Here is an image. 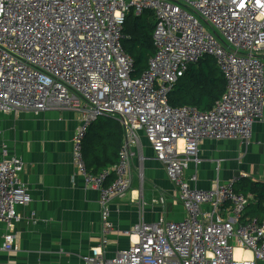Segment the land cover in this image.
<instances>
[{
	"label": "built area",
	"instance_id": "built-area-1",
	"mask_svg": "<svg viewBox=\"0 0 264 264\" xmlns=\"http://www.w3.org/2000/svg\"><path fill=\"white\" fill-rule=\"evenodd\" d=\"M131 11L151 12L155 24L156 53L140 78L132 77L134 59L123 46ZM262 55L264 0H0V111L80 114L73 162L86 187L99 193L101 208V240L86 264H238L237 248L239 264H264V218L246 217L251 196L236 192L238 178L202 190L196 173L187 176L189 163H200L204 141L251 142L255 122L264 118ZM205 56L216 59L226 79L221 100L206 112L171 107L173 87ZM103 116L121 124L125 143L116 165L94 173L84 141ZM139 131L177 184L187 215L136 224L130 248L109 258L111 204L130 192V146L139 144ZM25 170L21 157L0 147V222L10 230L3 244L8 253L19 251L11 233L23 219L16 208L31 202ZM155 203L163 206L165 197Z\"/></svg>",
	"mask_w": 264,
	"mask_h": 264
},
{
	"label": "crops",
	"instance_id": "crops-1",
	"mask_svg": "<svg viewBox=\"0 0 264 264\" xmlns=\"http://www.w3.org/2000/svg\"><path fill=\"white\" fill-rule=\"evenodd\" d=\"M79 121L80 114L71 109L40 114L0 111V147L9 157L25 161L22 179L31 195L27 206L16 208L23 218L11 230L17 235L18 252L3 250L4 236L10 230L0 222V264H86L85 256L99 244L100 196L86 187L73 162ZM114 124L122 127L108 116L95 122L84 143L86 151L98 149L99 134ZM139 136V144L130 146L134 153L130 192L111 204L114 232L106 249L109 258L130 248L136 237L129 232L136 224H156L161 218L181 221L187 215L177 184L168 178L165 165L156 160L144 132L139 131ZM199 158L198 165L189 163L187 176L196 173L197 187L202 190L233 178H238L236 187L244 180L264 183V118L255 122L249 144L206 140L200 145ZM161 196L165 197L163 206L155 203Z\"/></svg>",
	"mask_w": 264,
	"mask_h": 264
},
{
	"label": "trees",
	"instance_id": "trees-1",
	"mask_svg": "<svg viewBox=\"0 0 264 264\" xmlns=\"http://www.w3.org/2000/svg\"><path fill=\"white\" fill-rule=\"evenodd\" d=\"M154 30L151 12L136 16L131 11L127 15L123 31L128 39L123 42V46L126 53L134 59L133 78H140L148 70L149 60L156 53ZM225 91L226 79L218 68L216 59L205 56L191 65L187 74L175 84L169 94V105L173 108L195 107L203 112L211 111ZM99 137V148L94 152L86 151L84 144L87 167L94 173L117 164L125 131L123 127L114 124L102 131ZM236 192L246 197L251 196L246 217L264 218V183L244 180L236 187Z\"/></svg>",
	"mask_w": 264,
	"mask_h": 264
},
{
	"label": "clouds",
	"instance_id": "clouds-1",
	"mask_svg": "<svg viewBox=\"0 0 264 264\" xmlns=\"http://www.w3.org/2000/svg\"><path fill=\"white\" fill-rule=\"evenodd\" d=\"M248 260H251V258H252V254H251V252H249L248 254H247V257H246ZM236 260H237V262H238V264H239V262H241V260H242V250L240 249V248H237V250H236Z\"/></svg>",
	"mask_w": 264,
	"mask_h": 264
},
{
	"label": "bare ground",
	"instance_id": "bare-ground-1",
	"mask_svg": "<svg viewBox=\"0 0 264 264\" xmlns=\"http://www.w3.org/2000/svg\"><path fill=\"white\" fill-rule=\"evenodd\" d=\"M152 19H153V21H154L153 14H152ZM211 57H212V56H211ZM168 100H169V99H168ZM103 117H105V116H103ZM108 117H110V116H108ZM100 118H102V117H100ZM100 118H99V119H100ZM111 118H113V117H111ZM99 119H98V120H99ZM98 120H97V121H98ZM97 121H95V122H97ZM95 122H94V123H95ZM94 123H93V124H94ZM93 124H92V125H93ZM92 125H91V126H92ZM90 128H91V127H90ZM89 131H90V129H89ZM88 133H89V132H88ZM87 135H88V134H87ZM86 137H87V136H86ZM85 140H86V138H85ZM84 143H85V141H84ZM122 147H123V146H122ZM121 149H122V148H121ZM120 151H121V150H120ZM119 153H120V152H119ZM84 156H85V155H84ZM90 171H91V170H90ZM18 246H19V245H18ZM6 252H7V251H6Z\"/></svg>",
	"mask_w": 264,
	"mask_h": 264
},
{
	"label": "rangeland",
	"instance_id": "rangeland-1",
	"mask_svg": "<svg viewBox=\"0 0 264 264\" xmlns=\"http://www.w3.org/2000/svg\"><path fill=\"white\" fill-rule=\"evenodd\" d=\"M205 27H206V29H208V30H211V28L209 27V26H207V25H205ZM201 162V161H200ZM195 163V162H194ZM196 164V163H195ZM196 165H198V164H196ZM250 218V217H249Z\"/></svg>",
	"mask_w": 264,
	"mask_h": 264
}]
</instances>
